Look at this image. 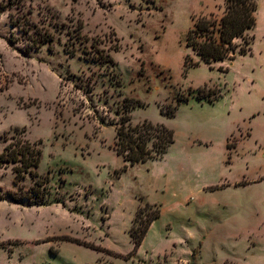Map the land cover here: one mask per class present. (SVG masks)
I'll list each match as a JSON object with an SVG mask.
<instances>
[{
  "label": "rangeland",
  "instance_id": "rangeland-1",
  "mask_svg": "<svg viewBox=\"0 0 264 264\" xmlns=\"http://www.w3.org/2000/svg\"><path fill=\"white\" fill-rule=\"evenodd\" d=\"M223 6L0 0V154L14 137L43 150L36 180L17 182L13 165L0 160V264H264V0L247 55L212 70L184 66L187 54L198 60L186 46L195 17L221 16ZM10 14L50 30L54 52L29 50ZM101 54L115 66L99 64ZM205 84L213 96L222 91L214 106L161 111ZM125 97L142 102L129 109L133 124L174 129L165 159L131 165L114 151ZM227 139L238 147L227 150ZM244 179L252 183L236 186ZM33 191L48 205H33ZM140 197L162 211L135 252Z\"/></svg>",
  "mask_w": 264,
  "mask_h": 264
},
{
  "label": "trees",
  "instance_id": "trees-1",
  "mask_svg": "<svg viewBox=\"0 0 264 264\" xmlns=\"http://www.w3.org/2000/svg\"><path fill=\"white\" fill-rule=\"evenodd\" d=\"M223 8L224 11L221 16L210 13L195 17L194 25L187 33L186 46L190 48L198 60H195L191 54L185 55L184 66L186 69L205 64L212 70L216 64H222L226 61L233 62L238 55H247L252 50L251 45L254 38L250 37L249 33L256 28L258 23L259 0H224ZM9 18L11 27L22 31L26 36L29 50H38L48 46L49 51L54 52L55 39L50 30H41L26 17L15 18L13 14H10ZM69 54L73 55L74 52H69ZM98 63L102 66H115V61L109 54H101ZM221 70L229 72L230 68L225 70L221 68ZM206 89L207 85L205 84L204 88L189 90V95L178 98L176 104L171 105V110L163 106L161 111L168 117H174L177 115L180 106L192 98L200 102L215 103L223 96L222 91L213 96L206 93ZM129 102L131 105L128 104ZM124 103L121 122L116 124L114 151L131 165L146 163L151 159H161L176 141L174 129L165 123H155L148 119L133 124L129 109L141 105L142 102L136 98L125 97ZM42 156L43 150L40 143H31L14 137L0 154V160L3 163L13 165V171L18 182L19 179L27 175L34 180L38 179V169ZM9 195L13 201H19L15 194ZM32 195L37 199L31 201L33 205H48L39 201L40 197L35 191L32 192ZM161 211L159 205L152 204L144 197H140V204L130 228L135 252L143 244L153 223L160 218ZM75 242L96 251L111 252L107 248L92 243L79 240H75Z\"/></svg>",
  "mask_w": 264,
  "mask_h": 264
},
{
  "label": "crops",
  "instance_id": "crops-1",
  "mask_svg": "<svg viewBox=\"0 0 264 264\" xmlns=\"http://www.w3.org/2000/svg\"><path fill=\"white\" fill-rule=\"evenodd\" d=\"M223 97V96H222ZM221 100V98L218 100V101H220ZM218 101H216L215 103H217ZM191 103H196V105L197 106H201V107H207V106H210V105H212V106H214L215 105V103H208V102H200V101H198L197 99H195V98H192L189 102H187V103H183L181 106H180V108L183 106V105H186V104H191ZM180 108H179V110H180ZM179 112V111H178ZM249 137H252V132H251V135L249 136ZM229 139V138H228ZM228 139H227V142H226V145H227V150H233V149H236L237 147H238V145H239V142H238V144H236V146H234V147H232V148H229V145H228ZM260 141L261 140H259V141H257L256 142V146H258V144L260 143ZM175 143H176V141H175ZM174 143V144H175ZM173 144V145H174ZM172 145V146H173ZM195 142L194 141H192L190 144H188L186 147H184V148H181L180 150H181V155H182V157H183V155L185 154V153H187V151L190 149V148H193V147H195ZM261 145V144H260ZM171 146V147H172ZM259 147H261V146H259ZM169 151V150H168ZM167 151V153L161 158V159H159V160H157V162L158 161H161V160H163V159H165V156L167 157L168 155L167 154H169V152ZM231 153V152H230ZM229 160L231 161L232 160V156L229 158ZM185 162L183 163V166L182 167H184L183 169H187V170H191L192 169V161L190 160V158H186V160H184ZM205 166L204 167H206V165H208V164H204ZM259 180H264V178H260ZM255 182H257V181H255ZM259 182V181H258ZM250 183H252V182H250V181H247V180H242L241 182H239L236 186H239V185H242V184H250ZM227 186H230V184H228Z\"/></svg>",
  "mask_w": 264,
  "mask_h": 264
}]
</instances>
